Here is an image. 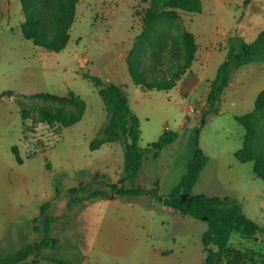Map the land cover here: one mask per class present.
<instances>
[{
    "label": "rangeland",
    "instance_id": "374dc122",
    "mask_svg": "<svg viewBox=\"0 0 264 264\" xmlns=\"http://www.w3.org/2000/svg\"><path fill=\"white\" fill-rule=\"evenodd\" d=\"M22 2L0 0V227L5 228H0V255L44 237L42 222L33 218L48 200L46 214L55 216L51 234L59 242L45 248L38 262L33 255L21 264H61L47 255L75 264H206L207 250L218 249L210 245L206 250L202 242L207 222L174 210L150 193L88 197L89 192L120 184L125 140L91 149L108 111L86 73L122 85L140 117L139 144L147 150L138 185L169 195L200 146L209 160L193 193L236 198L264 227V179L255 175L253 161L241 162L235 155L247 131L235 115L254 109L264 89V60L230 66L218 112L208 111L207 124L201 126L203 111L209 108L210 81L226 59L229 37L257 39L264 29V0H202L200 12L164 9L151 20L148 0H78L70 39L61 51L25 38ZM40 2L36 8L52 31L54 0ZM189 34L195 42L191 62ZM130 65L142 69L146 82L176 85L149 89L137 84ZM71 90L86 101L82 119L70 126L45 121L43 106L75 109L48 96H66ZM23 108L30 110L26 120ZM251 122L255 148L264 150V116L257 114ZM166 129L177 131L178 137L155 156L148 146ZM84 184L88 188L79 196L86 199L69 207V190ZM57 188L62 190L58 198ZM230 244L244 253L236 264H264V232L250 238L233 231ZM231 261L226 255L218 264Z\"/></svg>",
    "mask_w": 264,
    "mask_h": 264
},
{
    "label": "trees",
    "instance_id": "16d2710c",
    "mask_svg": "<svg viewBox=\"0 0 264 264\" xmlns=\"http://www.w3.org/2000/svg\"><path fill=\"white\" fill-rule=\"evenodd\" d=\"M26 13V20L23 23V34L25 38L32 40L36 45L43 46L54 51L64 49L70 39V28L74 22L75 5L78 0H54V13L50 16L54 28L49 31L42 11L37 10L36 2L39 0H22ZM44 5V1L40 0ZM50 1V0H48ZM147 18L157 16L160 10L180 8L192 12L202 10V0H148ZM37 7V8H36ZM187 43L192 44L190 50V62L194 57L195 42L192 34L187 35ZM230 48L226 59L218 68L216 77L211 81V88L208 93V110L203 111L201 126L207 124L205 115L208 111L216 114L218 103L221 102L222 95L229 84L230 66H240L242 64L264 60V29L257 39L248 42L238 37H229ZM188 67V66H187ZM131 75L134 82L145 85L149 89H170L176 85V81L170 82H146L145 74L141 68L130 65ZM99 87V92L106 104L108 111V121L101 128L99 134L91 140V149L99 148L106 142L125 140V162L124 173L120 179V184L113 183L110 190H95L89 192L88 197L97 196H139L152 194L157 200L176 211L190 215L196 219L207 222L208 228L202 235V242L207 250L210 245H216L218 249L207 250L205 256L206 264H218L223 256L232 258L230 264H236L243 259L244 253L235 249L230 244V236L233 231L240 232L245 237H256L259 232H264V227L251 219L244 211L242 204L231 196L208 195L205 193H193V188L198 182L201 172L207 164L209 157L204 150L197 146L195 154L186 174L174 187L173 191L165 196L157 190L149 189L137 184L140 169L143 164L144 151L139 144L141 138L140 117L133 111L130 99L123 89V86L112 81H106L97 75L86 73ZM46 94V93H43ZM48 94L56 100L66 101L75 105L74 108L64 106L46 105L42 108L43 119L51 124L59 122L62 126H70L82 119L86 110V101L72 90L66 96H54ZM45 96V95H44ZM30 110L23 108L22 116L24 120L29 117ZM257 114L264 116V89L257 97L255 107L246 114H236L235 118L246 127L243 146L235 152L236 157L241 162H254V173L264 179V150L258 151L255 148L256 132L251 119ZM178 133L175 130L166 129L158 140L149 144L148 147L154 149L155 156L168 144L175 141ZM198 141V139H197ZM126 182L130 185H126ZM88 188L87 184L73 187L69 190L70 200L68 206L72 207L77 200H85L86 197L79 196V193ZM62 193L57 188L55 197ZM49 200L41 204L40 214L33 218L34 222H42L44 237L40 241H32L24 245L18 251L9 255H0V264H21L31 256H35L34 262H38V257L47 247H55L59 242L58 237L51 234V222L54 215L46 214ZM39 229V225H36ZM53 262L61 264H75L74 261L52 255L45 257Z\"/></svg>",
    "mask_w": 264,
    "mask_h": 264
},
{
    "label": "crops",
    "instance_id": "0c3cea01",
    "mask_svg": "<svg viewBox=\"0 0 264 264\" xmlns=\"http://www.w3.org/2000/svg\"><path fill=\"white\" fill-rule=\"evenodd\" d=\"M210 82H211V81H210ZM196 86H197V82H196L195 84H193V88H192V89L196 88ZM192 89H191V90H192ZM189 93H190V92H189ZM189 93H188V95H189ZM2 204H3V203H2ZM6 204H7V203H6ZM7 205H8V204H7ZM8 206H9V205H8ZM11 207H12V206H11ZM1 208H2V207H0V209H1ZM1 211H2V213H3V210H2V209L0 210V221H1V218H2V213H1ZM5 211H6V212H9V213H8V217H9V216H12V211H11V210H8L7 207H6ZM8 217H6V218H8ZM0 228L5 229L4 227H0ZM0 233H1V232H0Z\"/></svg>",
    "mask_w": 264,
    "mask_h": 264
}]
</instances>
